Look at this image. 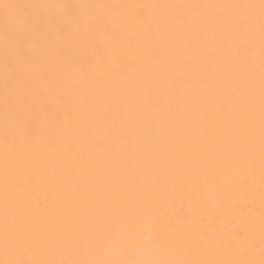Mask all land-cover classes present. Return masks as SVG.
I'll return each instance as SVG.
<instances>
[{"label": "snow or ice", "instance_id": "obj_1", "mask_svg": "<svg viewBox=\"0 0 264 264\" xmlns=\"http://www.w3.org/2000/svg\"><path fill=\"white\" fill-rule=\"evenodd\" d=\"M0 121V264H264V0H0ZM257 174L258 261L191 258L252 256L244 231L139 230L165 178L230 211Z\"/></svg>", "mask_w": 264, "mask_h": 264}, {"label": "bare ground", "instance_id": "obj_2", "mask_svg": "<svg viewBox=\"0 0 264 264\" xmlns=\"http://www.w3.org/2000/svg\"><path fill=\"white\" fill-rule=\"evenodd\" d=\"M11 2L39 3H258L259 0H11ZM2 129V121H0ZM132 169L130 168V171ZM230 211H221L216 206H201L189 200L174 179L165 178L155 186V197L151 208V219L143 220L139 230L147 233L160 225H175L181 230L189 229L195 235L201 228L213 232L220 230L230 234L244 231L250 239L256 240V250L252 256L233 249L227 252L205 253L195 250L193 259L230 258L259 260V237L261 227V203L259 197V178L257 174L256 190L249 194L244 190H234L229 196ZM231 202H234L232 205ZM251 212V218L249 213ZM202 220V223H201ZM247 221L242 223V221ZM195 222V223H194ZM210 226V227H209ZM155 251V249H153Z\"/></svg>", "mask_w": 264, "mask_h": 264}]
</instances>
